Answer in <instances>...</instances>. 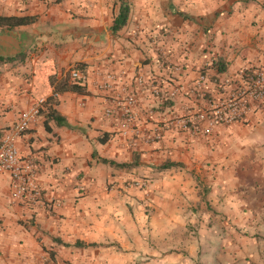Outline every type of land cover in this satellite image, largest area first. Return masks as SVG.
I'll return each mask as SVG.
<instances>
[{
	"label": "crops",
	"instance_id": "1",
	"mask_svg": "<svg viewBox=\"0 0 264 264\" xmlns=\"http://www.w3.org/2000/svg\"><path fill=\"white\" fill-rule=\"evenodd\" d=\"M121 6L128 9L127 22L113 32ZM0 16L33 17L24 26L0 27V136L38 100L46 101L15 141L20 159L34 164L42 202L15 198L10 174L0 172V264H77L84 255L125 260L128 236L142 228L134 222L138 206L102 200L108 185L124 193L129 181L147 188L160 209L179 202L201 214L211 205L232 228L256 226L264 212V159L242 160L245 171L237 172L228 168L237 164L231 158L208 156L205 137L180 136L170 121L221 95L215 88L221 76L264 71V0H0ZM215 63L226 72L216 75ZM77 68L85 77L83 93L54 96ZM200 73L209 78L204 94L194 89ZM106 76L111 79L102 87ZM127 94L136 98L135 132L123 134L119 102ZM263 120L264 106L239 124L260 132ZM218 129V135L225 131ZM185 137L200 139L180 154ZM251 142L264 139L255 135Z\"/></svg>",
	"mask_w": 264,
	"mask_h": 264
},
{
	"label": "rangeland",
	"instance_id": "2",
	"mask_svg": "<svg viewBox=\"0 0 264 264\" xmlns=\"http://www.w3.org/2000/svg\"><path fill=\"white\" fill-rule=\"evenodd\" d=\"M161 56L164 61H167L165 54ZM201 75L205 76L207 81L209 80L207 73H200L197 80ZM226 77L230 78L231 76L223 75L221 81ZM207 87L206 82L205 87L198 88L196 84L194 89L203 93ZM179 91L180 89L176 87L172 92L175 95ZM160 92L161 96H166L163 91ZM219 97L220 95H217L213 99ZM263 125L264 120L261 121L258 128ZM255 127L244 124H234L229 127L220 126L215 128L212 133L202 135L205 137L203 139L185 137L180 142L184 143V146L176 149V151L184 154L183 150L185 152L191 150L188 146L190 144L197 145L195 143L200 139L204 142L202 146L209 151L208 156L231 158V161H236L237 164H229L228 168L236 166L238 167L237 172H244L242 166H245V164L242 163V160L251 161L253 158H259L262 161L264 159V142H259V144L251 142L255 135H260L264 139V129L256 132ZM218 128L225 129V131H222V135L217 134ZM176 132L180 136L185 133V131L178 128ZM191 135L198 136L196 134ZM219 136L220 139H218ZM221 136L224 138L221 139ZM216 140L221 142L218 143ZM220 146H222L221 149ZM198 147L196 146L197 152L202 153L201 148ZM220 166L218 164L214 165L210 172ZM206 167H208L207 164L204 166V171L209 173L210 168L206 169ZM126 184V188H128L125 191L126 193L121 192L120 189L115 192L111 188L113 185H108L107 197L105 196L106 198L104 197V200H102L103 203L120 202L126 205L132 203L138 206V213H135L134 222L138 225L141 224L142 228L141 230L136 229L137 234L132 231L131 235L128 236L130 244H125L128 254L126 259L106 261L105 255H84L79 256L77 264H211L212 262L213 264H264V212L258 214L257 221L259 222H256V226L248 228L245 223L243 228L240 224L239 226L234 225L232 228L230 219L222 212H216L211 205L208 206L207 213L205 211L201 214L198 212L193 214L188 209L185 210V205L183 206L179 202L176 203L174 200V204L169 203L168 207L160 209L161 205H157L158 201L151 199L150 194L145 192L147 188H136L137 185L134 186L132 181L126 182ZM140 184L144 183L141 182ZM204 192L207 193L206 190ZM40 201L42 202V196H40ZM155 208H158V211ZM166 209H169L170 212H165ZM244 220L246 219L244 218ZM135 241L137 243V255H133L135 254ZM90 246L94 248V251L101 247V245ZM110 246L113 247L112 249L119 248L122 250L117 244H110ZM129 253H132V255ZM202 255H223V257L205 261ZM121 257L123 256L121 255Z\"/></svg>",
	"mask_w": 264,
	"mask_h": 264
},
{
	"label": "built area",
	"instance_id": "3",
	"mask_svg": "<svg viewBox=\"0 0 264 264\" xmlns=\"http://www.w3.org/2000/svg\"><path fill=\"white\" fill-rule=\"evenodd\" d=\"M69 79L72 83L82 85L85 77L79 70L72 69L69 72ZM108 79L111 77L106 76L102 87L108 86ZM206 80L205 76L201 75L197 80L198 88L205 87ZM236 81L238 83H234ZM215 88L220 90L219 98L210 100L206 106L193 114L173 118L171 121L173 128L196 135H208L217 127L243 122L258 106H264L263 70H255L250 74L240 71L235 77H226L223 81L217 82ZM153 94L166 100V96H161L158 89H153ZM171 95L173 96L174 93L171 92ZM54 96L57 95L54 94ZM45 102V100H38L28 111L20 115L11 127L1 132L0 136V172L10 174L13 196L26 204L39 202L40 190L34 182L33 162L20 159L15 141L28 130ZM119 103L125 129L123 134L129 131L135 132V96L127 94ZM105 115H112L111 109H106ZM158 136L156 131L154 137L157 139Z\"/></svg>",
	"mask_w": 264,
	"mask_h": 264
},
{
	"label": "trees",
	"instance_id": "4",
	"mask_svg": "<svg viewBox=\"0 0 264 264\" xmlns=\"http://www.w3.org/2000/svg\"><path fill=\"white\" fill-rule=\"evenodd\" d=\"M127 17H128V9L126 6H121L120 8V13L119 15L116 17V19L114 20V24L112 27V31L116 32L118 30H120L121 28H123L127 22ZM33 21V17H6V16H0V27L2 28H7V29H13L16 27H20V26H24L27 24H30ZM1 61V59H0ZM213 69L215 70V74L216 75H220V74H224L226 72V68L224 64L220 63H215L212 65ZM78 69V68H77ZM79 70V69H78ZM254 70H250L247 69L244 71L245 74H250L252 73ZM244 78V77H243ZM234 83H238L237 81ZM83 87H81L80 85L76 84V83H71L69 82L67 79L61 81L59 84H57V86L55 87L54 90V94H58L59 92H77V93H83ZM49 101V100H48ZM260 108H262V105L258 106ZM56 121L58 122V124H64L63 122H61L57 117H56ZM107 137H105V139H101L100 138V142L104 143L106 142ZM104 163H107V161H103ZM109 163V162H108ZM109 164L114 165L113 162H110ZM114 166L116 167H126L128 165L125 164H120L117 165L115 164ZM174 166V164H165L164 168H170ZM77 246H81L83 247L84 245L81 243H77Z\"/></svg>",
	"mask_w": 264,
	"mask_h": 264
}]
</instances>
